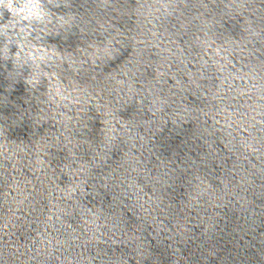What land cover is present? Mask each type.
Returning <instances> with one entry per match:
<instances>
[{
    "label": "water",
    "instance_id": "water-1",
    "mask_svg": "<svg viewBox=\"0 0 264 264\" xmlns=\"http://www.w3.org/2000/svg\"><path fill=\"white\" fill-rule=\"evenodd\" d=\"M45 7L64 14L66 19H74L63 26L49 25L59 35L46 36L39 43L74 51L77 45L87 46L96 39L95 21L103 14L95 0H54ZM127 8V0H120L121 12ZM210 14L220 24L228 20L227 31H239L238 17L228 19L219 6L210 9ZM7 15L5 12V18ZM118 19L122 26L127 24L123 17ZM13 32L9 29L7 35H0V124L6 128L20 125L12 133L14 138H31L27 145L15 139L4 143L11 146L9 150L29 147L39 152L41 159L47 162V173L35 171L31 166L14 169L12 162L2 156L0 173L19 176L30 191L35 186L28 224L35 227L36 217L43 219L51 215L57 223L55 229H48L50 238L63 241L84 232L93 220L118 223L123 239L128 235L139 239L127 246L108 247L104 255L109 264H123L124 259H128V264H264V208L251 213V207H255L251 195H246L238 185L239 176L232 179L235 175L232 169L238 167L234 164V145L239 146L241 136L249 135L246 121L255 114L254 109L260 113L256 119L264 120V100L260 99L264 90L254 102L245 81L233 80L230 86L225 79L227 70L235 71L232 65H228L225 72L211 62L202 66L203 61L197 63L201 53L190 47L183 55L177 53L169 57L154 47L137 51L130 40H122L117 46L123 55L116 61L100 63L97 82L103 83L105 73L112 72V76L118 78L117 71H122L131 76L128 86L132 90L125 89L121 94L120 86L113 85L117 89V102L107 115L101 121L86 116L82 122L85 127L79 133L75 130L65 133L71 140L67 147H53L52 140L63 129L44 103L49 87L47 77H39L42 84L36 87L27 83L32 70L28 65L21 66L11 55L17 51L16 40L19 39L8 40ZM35 36L33 33V43L37 42ZM6 44L9 53L2 51ZM233 63L240 67L239 60ZM162 72L167 75L161 77ZM193 74L203 86L202 90L187 83ZM105 98H112L111 91L105 93ZM154 98L168 100L161 109L163 115L156 111L159 105H154ZM112 120L118 126L126 124L146 133L149 139L146 149L155 161L153 171L160 175L159 181L142 175L137 181L139 195L133 200H126L111 182L104 186L100 179L103 169L94 177L86 164L91 158L88 155L96 153L97 148L100 158H110L111 145L100 132L99 123L104 129ZM75 135L87 140L79 149ZM119 149L117 145V151ZM77 151L81 164L85 165L84 173L74 171L70 162V154ZM194 159L196 167H189L186 162ZM24 163L28 165V161ZM164 170L169 171L167 176L163 175ZM81 176L89 182L91 194L80 193L69 201L64 193L76 187ZM6 187L4 176L0 175V194ZM256 202L264 204V194L259 191ZM5 211L0 197V216Z\"/></svg>",
    "mask_w": 264,
    "mask_h": 264
},
{
    "label": "clouds",
    "instance_id": "clouds-1",
    "mask_svg": "<svg viewBox=\"0 0 264 264\" xmlns=\"http://www.w3.org/2000/svg\"><path fill=\"white\" fill-rule=\"evenodd\" d=\"M53 2L54 0H0V21H3L0 23V35H7L8 30L12 29L13 35L8 36V40L19 37L16 40L17 51L11 55L21 66L28 65L32 70L27 83L36 87L42 84L39 77H47L49 87L46 89L44 103L52 118L63 129L52 140L53 147H67L71 140L66 138L65 133L74 130L79 133L85 127L82 122L86 116L92 120L99 118L101 121L107 115L117 102V89L113 85L120 86L121 94L125 89L132 90L128 86L131 76L122 71H117L118 78L113 77L112 72L105 73L103 83L97 82L100 79L97 74L101 70L100 63L116 61L123 55L117 46L122 40H130L137 51L143 52L154 47L169 57H174L177 53L183 55L190 47L201 53L197 63L203 61L202 66L211 62L219 71L225 72L228 65H232L235 71L227 70L225 79L230 86L233 80L245 81L254 102L258 93L264 90V0H135L134 3L127 0L128 8L123 12L120 10V0H95L103 14L95 21L97 37L87 46L77 45L74 51H62L55 44L46 46L39 43L46 36L59 35L49 25L56 23L63 26L74 19H66L64 14L45 7L46 3ZM217 6L228 19L239 18L238 32L227 31L228 20L220 24L210 14V9ZM5 12L8 14L7 18ZM119 17L127 21L125 26H122ZM33 33H36L35 43L31 39ZM2 51L10 52L7 44ZM204 56L208 59H204ZM235 60H239V68L233 63ZM125 61H121V64H125ZM200 74L203 75L202 72ZM166 75L167 72L160 73L161 77ZM187 83L202 90L203 86L195 74L189 77ZM109 91L112 98L106 100L105 93ZM260 99L264 100V96ZM167 102L166 99L153 100L154 105H159L156 111L161 115V109ZM253 111L255 114L246 121L249 135L241 136L239 146L234 145V164L238 167L232 169L235 172L232 179L239 176L238 185L246 195L252 197L255 207L250 206L251 213H255L257 208H264V204L257 205L256 202L257 192L264 194V120L256 119L260 113L255 112V109ZM93 112L95 116H91ZM19 126L6 128L4 124H0V156L11 161L14 169L31 166L33 170H43L42 174H46L47 162L41 159L39 152L29 147L9 150L11 146L4 143L6 140H18L12 133ZM99 126L104 139L111 145L110 158H100V149L97 148L96 153L88 155L91 158L86 164L94 177L98 170L103 169L100 179L104 186L111 182L126 200H133V197L139 195L137 181L142 175L160 180V175L153 171L155 161L146 149L149 139L144 131L130 128L126 124L118 126L115 120L108 122L104 129L101 128V123ZM75 136L76 147L79 149L86 144L83 141L87 140L81 138V135ZM30 138L18 141L27 145ZM117 145L120 146L119 151ZM70 156L73 170L84 173L85 165L81 164L78 151L72 152ZM25 161H28V165H25ZM186 163L195 168L197 161L194 159ZM162 173L167 176L169 171L164 170ZM0 175L4 176L7 185L5 192L0 194L6 208L5 214L0 216V264H85V260L87 264H109V259L104 255L108 247H118L121 244L127 246L131 241L139 239L134 235L123 239L118 223H97L93 220L84 232L71 235L63 241H54L50 238L48 229H55L57 221L51 215L43 219L36 217L33 221L35 227L27 223L32 215L35 186L30 191L19 176L5 173ZM88 183L81 176L76 187L64 195L69 201L80 193L90 195ZM135 203L143 208L139 200ZM123 264H128V259H124Z\"/></svg>",
    "mask_w": 264,
    "mask_h": 264
}]
</instances>
